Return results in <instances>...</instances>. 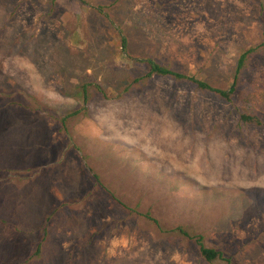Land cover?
Returning a JSON list of instances; mask_svg holds the SVG:
<instances>
[{
    "label": "rangeland",
    "instance_id": "374dc122",
    "mask_svg": "<svg viewBox=\"0 0 264 264\" xmlns=\"http://www.w3.org/2000/svg\"><path fill=\"white\" fill-rule=\"evenodd\" d=\"M118 28L128 57L222 89L258 50L231 102L162 76L124 92L146 69ZM262 43L264 0H0V264H209L145 212L264 264ZM84 82L106 98L65 126Z\"/></svg>",
    "mask_w": 264,
    "mask_h": 264
},
{
    "label": "trees",
    "instance_id": "16d2710c",
    "mask_svg": "<svg viewBox=\"0 0 264 264\" xmlns=\"http://www.w3.org/2000/svg\"><path fill=\"white\" fill-rule=\"evenodd\" d=\"M100 12L102 7H100ZM106 15V14H105ZM118 37H119V45L121 49V57L123 59L128 58L134 64L143 65L146 69V73L142 76L136 77L132 79L124 88L123 91L127 92L134 86H139L143 82H145L148 78L153 76H162L167 77L175 82L186 81L192 84L197 90L202 92L211 93L213 95L218 96L219 98L231 102L233 97L238 92V83L242 72L246 69L249 59L251 58L252 54H254L258 47H249L243 50L236 61V65L233 71V75L231 78V82L229 86L225 89L218 88L208 82L207 80L198 78L194 74H190L189 72L185 71H178L174 67L169 64H165L159 62L152 58L147 59H137L128 57V40L125 37L123 31L118 28ZM261 47H264V43L261 44ZM94 95H99L102 99L106 98V91L101 87V85L92 82H84L76 87L75 97L80 102V106L77 109H73L70 111L66 117H64L61 122L66 126V121L68 119H74L78 115L87 116L88 115V107L87 105L94 100ZM256 96L254 93L248 94L244 99H246V103L251 102ZM239 122L246 125V126H262L263 121L259 116L252 113L248 110V107H245L239 111ZM97 176V175H96ZM98 178V176H97ZM213 198H217L220 195H211ZM144 217L153 223L156 227H158L163 233H172L176 236L188 238L193 240L196 244V247L199 251L200 257H202L207 263L212 264L216 261H220L224 264H233V260L229 257L222 249L212 247L206 244L204 241V236L201 233L193 232L191 233L189 229L185 228L182 225H177L175 227L167 228L163 227L160 224V221L153 217L150 212H145ZM41 245L37 246L35 254H38L40 251ZM39 255H33L32 257H37Z\"/></svg>",
    "mask_w": 264,
    "mask_h": 264
}]
</instances>
